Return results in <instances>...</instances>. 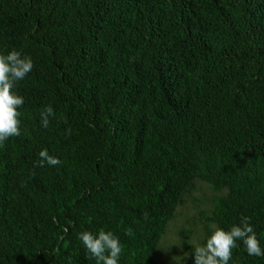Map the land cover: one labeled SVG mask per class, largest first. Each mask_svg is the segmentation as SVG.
Masks as SVG:
<instances>
[{"label":"trees","instance_id":"1","mask_svg":"<svg viewBox=\"0 0 264 264\" xmlns=\"http://www.w3.org/2000/svg\"><path fill=\"white\" fill-rule=\"evenodd\" d=\"M13 49L34 68L0 146V264H96L78 234L101 229L119 264H194L242 216L264 249V0H0ZM237 245L229 264H264Z\"/></svg>","mask_w":264,"mask_h":264},{"label":"clouds","instance_id":"2","mask_svg":"<svg viewBox=\"0 0 264 264\" xmlns=\"http://www.w3.org/2000/svg\"><path fill=\"white\" fill-rule=\"evenodd\" d=\"M33 68L32 58L20 51L13 49L6 55L0 54V146L10 137H19L22 134L21 113L18 109L23 107L25 100L14 89ZM54 116L55 112L50 104L40 111L42 126L45 129L49 127V118ZM66 132L71 134L70 130ZM39 158L34 167H44L46 164L55 167L61 163L59 158L51 156L47 149L40 151ZM78 239L95 259L96 264H119L122 245L113 232L102 229L97 234L82 231L78 234ZM237 241L242 242L249 256H264V249L260 246L250 217L242 216L240 223L227 231L216 227L206 243L197 246L193 251L194 264H229L233 249L238 247Z\"/></svg>","mask_w":264,"mask_h":264},{"label":"rangeland","instance_id":"3","mask_svg":"<svg viewBox=\"0 0 264 264\" xmlns=\"http://www.w3.org/2000/svg\"><path fill=\"white\" fill-rule=\"evenodd\" d=\"M163 256H164V255H163ZM164 257H165V256H164ZM169 261H170V259H168V260L166 259V260H165V262H169Z\"/></svg>","mask_w":264,"mask_h":264}]
</instances>
